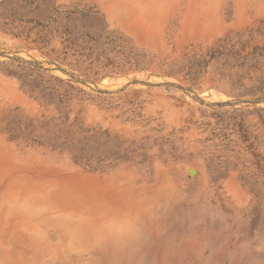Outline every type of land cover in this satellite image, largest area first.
<instances>
[{
	"label": "rangeland",
	"instance_id": "obj_1",
	"mask_svg": "<svg viewBox=\"0 0 264 264\" xmlns=\"http://www.w3.org/2000/svg\"><path fill=\"white\" fill-rule=\"evenodd\" d=\"M0 264H264V0H0Z\"/></svg>",
	"mask_w": 264,
	"mask_h": 264
}]
</instances>
